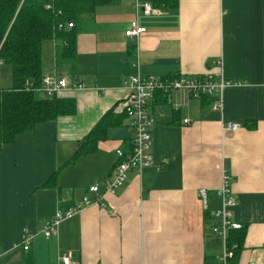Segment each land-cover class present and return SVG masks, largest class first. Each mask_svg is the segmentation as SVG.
Instances as JSON below:
<instances>
[{
    "label": "crops",
    "instance_id": "obj_1",
    "mask_svg": "<svg viewBox=\"0 0 264 264\" xmlns=\"http://www.w3.org/2000/svg\"><path fill=\"white\" fill-rule=\"evenodd\" d=\"M144 2L158 12L137 11ZM134 21L145 32L130 39L124 32ZM57 44L41 47L44 75L55 72L85 88L60 90L55 97L73 102L69 114L1 146L0 263L59 264L67 251L72 264H203L205 256L222 264V240L210 228L226 173L238 202L233 219L243 231L238 255L227 264H263L264 0H176L171 7L114 0L85 19L70 60L57 63ZM219 69L243 83L225 89L222 111L211 108L212 96L156 92L147 102L148 154L160 169L131 170L113 193L99 186L102 205H84L85 196H95L88 187L114 173L116 150L130 149L127 118L115 110L126 96L123 82L134 73L205 78ZM227 122L241 127L227 130ZM85 141L93 150L72 158ZM200 189L207 191V209ZM74 204L81 209L45 238L42 226ZM24 229L33 234L27 251L19 246Z\"/></svg>",
    "mask_w": 264,
    "mask_h": 264
},
{
    "label": "trees",
    "instance_id": "obj_2",
    "mask_svg": "<svg viewBox=\"0 0 264 264\" xmlns=\"http://www.w3.org/2000/svg\"><path fill=\"white\" fill-rule=\"evenodd\" d=\"M112 1L0 0V60L11 69V86L0 88V149L35 125L72 111L73 102L45 96L37 91L44 76L42 43L44 40L58 43L55 54L57 63L70 60L75 50L76 34L85 19L98 6ZM158 1L170 7L176 3V0ZM46 2H50V9H45ZM103 122L97 124L87 139L93 140ZM87 143L82 142L72 158L93 150V145ZM51 177L50 181L54 180L56 172ZM242 239V228L229 233L227 241L230 247L233 246L232 262L238 255ZM203 264H217V260L205 256Z\"/></svg>",
    "mask_w": 264,
    "mask_h": 264
},
{
    "label": "built area",
    "instance_id": "obj_3",
    "mask_svg": "<svg viewBox=\"0 0 264 264\" xmlns=\"http://www.w3.org/2000/svg\"><path fill=\"white\" fill-rule=\"evenodd\" d=\"M44 7L45 9H50V2H46ZM136 9L144 15L158 12V10L152 7L148 2L136 5ZM143 32H145V28L138 26L137 22L134 21L130 24L129 28L125 30L124 35L127 38L133 39L137 38ZM0 64H2L1 60ZM131 65L133 67L136 66L135 63ZM217 66L220 67V62L217 63ZM242 84L243 83L240 81L225 79L221 69L205 78L180 76L174 79H166L156 76H141L138 73L130 75L123 82L126 96L118 101L115 106V110L122 113L127 118L128 127L131 132L130 149L128 152H123L121 149L116 150L117 161L114 166V173L101 183H95L88 187L87 192L95 196L92 199L85 196L83 198L84 205H102L103 194H99V186L104 187L105 193H113L122 185L125 181L127 172L131 170L139 171L148 167H153L155 170L160 169V166L153 164L148 154L151 145L150 128L153 124V118L147 110V102L154 97L156 92H160L164 96H169L171 93L182 91L188 97L194 99L212 96L214 97V101L212 102L211 108L221 112L223 109V95L225 89L231 86H240ZM68 87L76 89L85 88L83 83L70 82L66 77H59L55 72H52L42 77L41 86L37 91L42 95L52 97L60 90ZM184 122L188 123V120L186 119ZM240 127L241 125L238 123H225V128L227 130L234 131ZM198 195L203 208L207 209V191L205 189H200ZM216 195L219 200V207L212 211L214 223L210 231L213 235L222 240L220 261L222 264H227L228 260L233 257V246L230 247L227 241L229 233L233 230L242 228L241 224L233 219V211L238 202L236 197L231 193L230 177L228 174L222 173L220 185L216 189ZM80 209L81 206L79 204H74L67 209L57 210L53 218L42 226L40 232L45 238H48L56 232L57 226L62 220L72 216ZM32 236V232L27 229L22 231L19 242L21 250H28ZM58 263L72 264L71 253L66 251L59 254Z\"/></svg>",
    "mask_w": 264,
    "mask_h": 264
},
{
    "label": "rangeland",
    "instance_id": "obj_4",
    "mask_svg": "<svg viewBox=\"0 0 264 264\" xmlns=\"http://www.w3.org/2000/svg\"><path fill=\"white\" fill-rule=\"evenodd\" d=\"M46 42H51V40H44L42 46ZM42 53L44 51L42 50ZM11 86V69L8 65L0 64V88L6 89Z\"/></svg>",
    "mask_w": 264,
    "mask_h": 264
},
{
    "label": "water",
    "instance_id": "obj_5",
    "mask_svg": "<svg viewBox=\"0 0 264 264\" xmlns=\"http://www.w3.org/2000/svg\"><path fill=\"white\" fill-rule=\"evenodd\" d=\"M263 259H264V257H263ZM263 264H264V260H263Z\"/></svg>",
    "mask_w": 264,
    "mask_h": 264
}]
</instances>
